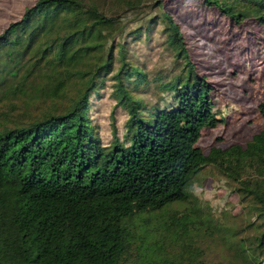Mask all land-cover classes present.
Returning a JSON list of instances; mask_svg holds the SVG:
<instances>
[{
	"label": "trees",
	"instance_id": "trees-1",
	"mask_svg": "<svg viewBox=\"0 0 264 264\" xmlns=\"http://www.w3.org/2000/svg\"><path fill=\"white\" fill-rule=\"evenodd\" d=\"M165 1L142 11L146 0H34L0 32V264H213L201 232L228 264H264V129L244 146H197L225 119ZM199 1L264 31V0ZM159 26L172 64L149 76L135 46ZM107 89L104 144L91 116ZM207 169L249 202L252 221L233 227L201 205Z\"/></svg>",
	"mask_w": 264,
	"mask_h": 264
},
{
	"label": "rangeland",
	"instance_id": "rangeland-1",
	"mask_svg": "<svg viewBox=\"0 0 264 264\" xmlns=\"http://www.w3.org/2000/svg\"><path fill=\"white\" fill-rule=\"evenodd\" d=\"M146 1L140 8L142 11L147 10L150 0ZM33 3L34 0H0V32L17 21L23 10ZM163 8L180 26L187 55L195 70L205 75L215 88L212 93L214 111L217 117L225 119V123L214 130L203 131L197 146L204 154L213 147L244 146L264 129V118L259 112V106L264 105V31L252 22L241 27L232 26L199 0H168ZM161 29V26L156 29L150 42L142 41L135 46V62L144 67L149 76L171 68L172 58L159 35ZM104 92L103 98L93 104L91 117L102 142L107 144L111 140L109 124L114 102L109 97L110 90ZM22 112L18 109L14 114L22 115ZM39 112L40 109L31 107L25 114L38 115ZM115 117L117 134L121 136L124 116L117 112ZM197 180L195 196L202 206L212 211L214 219L233 227H243L254 219V214L246 209L249 202H241L239 195L231 194L230 185L212 169L199 173ZM182 209L176 207V211ZM211 240L210 235L201 232L197 241L200 249L213 264H228V254L221 246H214Z\"/></svg>",
	"mask_w": 264,
	"mask_h": 264
}]
</instances>
